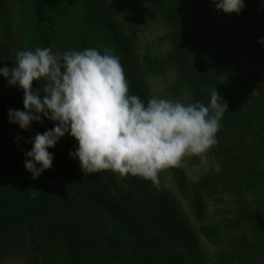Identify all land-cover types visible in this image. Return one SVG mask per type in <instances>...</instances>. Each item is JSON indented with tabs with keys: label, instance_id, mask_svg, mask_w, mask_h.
I'll list each match as a JSON object with an SVG mask.
<instances>
[{
	"label": "trees",
	"instance_id": "trees-1",
	"mask_svg": "<svg viewBox=\"0 0 264 264\" xmlns=\"http://www.w3.org/2000/svg\"><path fill=\"white\" fill-rule=\"evenodd\" d=\"M210 0L189 3L186 23L174 0H0V38L15 36L17 48L53 53L105 47L119 56L129 94L147 103L146 77L167 67L177 71L176 88L191 103H210L216 89L227 103L218 143L208 155L214 176L190 184L180 167L167 169L178 195L209 245L228 244L210 260L198 235L180 217L174 196L131 175L98 172L78 178L69 153L77 144L66 135L54 148L50 169L33 179L23 166L31 139L51 129L48 120L26 131L8 122V109L23 110V92L0 77V245L15 236L36 243L51 264H264V89L255 95L238 56L236 38L216 24ZM166 18L172 51L167 59L135 53L139 26ZM12 42V40H11ZM4 61V62H3ZM0 67L13 61L0 53ZM209 62V65H206ZM38 87L32 85L35 91ZM229 210L207 223L205 196ZM42 246V247H40ZM36 247V248H37ZM54 261V260H53ZM38 264V262H36Z\"/></svg>",
	"mask_w": 264,
	"mask_h": 264
},
{
	"label": "clouds",
	"instance_id": "clouds-1",
	"mask_svg": "<svg viewBox=\"0 0 264 264\" xmlns=\"http://www.w3.org/2000/svg\"><path fill=\"white\" fill-rule=\"evenodd\" d=\"M210 3L225 15H238L245 8L244 0ZM13 65L0 67V77L8 87L22 90L23 110L8 109V122L21 131L43 120L54 125L36 134L31 150L24 153L23 166L33 179L51 168L54 155L49 149L66 135L77 144L69 156L83 174L131 175L157 188L163 170L180 167L186 156L203 160L218 143L227 103L216 89L207 105L157 97L145 103L129 94L120 58L111 48L63 54L48 47L17 50ZM33 81L43 86L38 83L33 91Z\"/></svg>",
	"mask_w": 264,
	"mask_h": 264
},
{
	"label": "rangeland",
	"instance_id": "rangeland-1",
	"mask_svg": "<svg viewBox=\"0 0 264 264\" xmlns=\"http://www.w3.org/2000/svg\"><path fill=\"white\" fill-rule=\"evenodd\" d=\"M139 2L140 0H136ZM193 0H174V3L180 10V19L184 23L191 19L192 13L189 3ZM245 8L238 14L225 15L215 10L214 5L209 3V11L212 14L217 25L228 29L236 38L238 56L245 66L246 75L250 77V83L253 85L255 95H258L264 89V43H258L261 37H264V0H244ZM170 34V28L166 18L155 17L144 21L138 28L137 41L134 45L135 53L138 58L143 55H149L156 59H167L172 51L170 40L167 39ZM12 40V42H11ZM11 40L0 38V53L7 56L13 62L17 48L15 36ZM209 65V62H206ZM178 74L172 67H167L153 76L146 77L148 85L149 99L152 97L179 100L184 104H190V96L183 89L176 88ZM42 82L33 81L34 86L38 88ZM209 153V152H208ZM207 156L201 159L196 156H186L180 166L186 180L190 184H198L201 180L214 176L220 171V166ZM74 175L78 178L87 176L83 174L79 162L73 166ZM161 190L174 196L177 210L180 217L194 230L200 240L202 249L210 260L224 250H228V244L222 242L220 246L209 245L201 236H199L198 224L193 219L191 211L186 202L178 195L177 188L169 171L163 170L160 173ZM205 210L207 223H215L220 217L216 213L218 209L229 210L231 207L230 198L227 195L222 196V202L218 205L213 204L212 195L205 196ZM36 243L27 236L24 240L15 236L10 237L4 244L0 245V264H44V258L38 251ZM42 247V246H40ZM54 260V261H53ZM51 264H62L56 256Z\"/></svg>",
	"mask_w": 264,
	"mask_h": 264
}]
</instances>
